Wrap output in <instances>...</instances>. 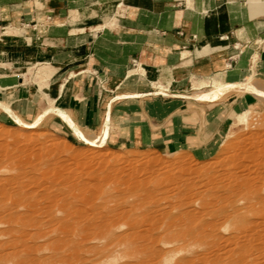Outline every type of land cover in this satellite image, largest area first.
Wrapping results in <instances>:
<instances>
[{
    "label": "crops",
    "instance_id": "1",
    "mask_svg": "<svg viewBox=\"0 0 264 264\" xmlns=\"http://www.w3.org/2000/svg\"><path fill=\"white\" fill-rule=\"evenodd\" d=\"M252 77L264 84V0H0L2 117L49 110L56 131H74L66 116L113 146L199 150L230 124L224 107L154 84L213 94Z\"/></svg>",
    "mask_w": 264,
    "mask_h": 264
},
{
    "label": "rangeland",
    "instance_id": "2",
    "mask_svg": "<svg viewBox=\"0 0 264 264\" xmlns=\"http://www.w3.org/2000/svg\"><path fill=\"white\" fill-rule=\"evenodd\" d=\"M31 68L28 70L29 74L27 73V77H35V79L41 80L40 76L34 74L37 68ZM42 70L46 73L47 69L46 67H42ZM154 88L155 92L164 93L158 95H164L167 98L180 96L190 102L189 104L192 106L197 104L200 106L214 107L216 104H221L224 107L222 114L223 116L230 117V124L224 127L221 134L209 141L208 147L199 150L198 147L183 148L170 152L157 148L138 149L110 145L107 143L108 129L103 133H88L83 130H78L66 116L63 117L64 120L73 127L74 131L72 133H68L66 130L56 131L50 126L49 121L52 113L49 110L46 114L43 113L32 120L22 119L10 111L9 114L11 117L6 118L0 116V188L4 185V181L10 177L13 180H21L24 176L28 175L32 176L34 174L38 176L36 183L34 182V185L32 183L29 187L21 189L17 184L9 182L10 184H8L10 186L5 183L7 187V189L5 187V190H7L8 194L1 193L0 189V264H212V262L214 264L216 258L223 259V261L220 259L221 263H226V258V261H228L232 256V261L235 257L236 260H239L236 255L241 256L240 252L246 255H242L245 259H242L243 263L241 261V264H253L255 261L263 262L262 260L264 258L262 257L264 255L261 252L257 251L256 253L254 251L253 255L250 254V246L254 241L250 244L248 241L241 240L240 243L242 245L240 244V246H242L243 251L240 249L238 253L236 252L238 247L236 248L234 243L232 245L226 241L228 236H225L236 234L238 228L241 231L244 228L245 230L250 228L248 229L250 233H253L254 230L256 234L259 232L258 236L261 235L263 237L264 234L262 235V233L264 232L262 231L264 229L262 227L264 225L261 224L262 222L264 224V200L262 201L263 206L260 203L252 211L250 209L242 213L246 217L244 222L248 224L245 227L244 222H240V224L239 221H230L227 224L224 222L225 225L221 226L223 229L219 231L221 232L219 233L221 238L219 236L218 238H214L217 241L216 243H214L215 241L212 237H201V239L196 236H188L182 239L175 238L171 237L172 235L169 236L167 233L170 231L175 232L177 228L171 226L172 223L176 222L175 219L177 220V218H184V214L189 209L195 217L191 227L198 226V223L203 222V220L198 216L197 204L195 207L193 205L191 207L189 204H183L181 202L182 197L178 194L179 191L177 192L176 188L172 190L174 187L171 188V182H167L165 179L166 175L175 176L184 174L189 177L187 182L194 181V186H191L194 189H190L189 191L191 192L187 189L185 192L187 191L186 193H189V195L198 192L199 196L205 189L203 183L205 179L204 181L201 179L208 176V174L220 171L226 166L232 167L233 164L237 163L234 158L238 160L244 159L248 165L254 164L253 167L250 165V172L253 171L252 173L255 174L264 173V84H262L258 77H252L242 84H231L227 87L217 89V92L213 94H201L208 91L210 93L213 92L214 90L211 88L206 91H198V93L194 94H169L164 91V87L160 89L154 85ZM237 96L240 99L232 105V102ZM246 110H251L248 124H238L237 116ZM41 145L46 149H50L51 154L46 155L41 153L39 155L40 153L36 148ZM245 147L249 151L244 152L246 151H243ZM32 148L38 152L35 153V150ZM251 149H256L257 152ZM33 151L34 154L31 153ZM238 152L243 154V159L238 158L240 155ZM248 152H250V157L252 154H256V156L251 159L248 157ZM27 154H31L32 162H35L34 164L39 165V167L36 172L23 175L19 169L23 167L21 166L23 159L25 160L29 157ZM38 155L39 157L41 156L40 161ZM247 157L251 161L256 160L257 158L255 159V157H258V159L252 164ZM230 160L234 161L231 163ZM256 165L260 168H256ZM192 171L194 172L192 173ZM41 173H44L43 175L47 174L43 176ZM255 174L252 175L255 176ZM105 175H109L110 177L105 179ZM190 175H192V178ZM163 176L165 177L163 178ZM133 182H143L142 192H139V194L135 192L129 193L127 185ZM25 183L30 184L27 180ZM99 184H104L101 190H99ZM258 184L261 185V183ZM116 188L118 190L121 188L119 190L121 192ZM202 189L203 191H201ZM27 190L31 195L26 197L21 196L20 191L27 192ZM145 190L156 191V193H153L154 195L152 197L147 198L143 202L145 203L144 205L140 204L139 201L135 202L136 200H140L139 195ZM101 191L115 193L113 195H116L117 198L114 202L105 203V199H102L104 195H101ZM57 194L58 196H56ZM262 194L264 196V191ZM73 195L74 198H72ZM91 195L92 197H90ZM86 196L92 199L91 204L84 203L83 199ZM55 197H58L57 199L65 197L68 200L65 203L67 207L62 205L63 207L65 206L63 208L62 206L56 205L55 202L54 204L51 203ZM131 204H134L138 210L132 207ZM179 204L182 205L179 206ZM106 205L107 207L109 206L107 209L105 207ZM70 206H72L71 209ZM130 207L132 211H129ZM256 208L259 213L257 210H254ZM260 208L262 209L261 216ZM110 209L112 210L111 213L109 212ZM194 209L196 211L192 212ZM124 211H128L129 214H123L124 216L121 220V213ZM165 211L170 212L169 215H166L168 213L163 215ZM67 213L68 215H66ZM157 213L158 215H156ZM79 214H81L80 217ZM150 214L154 216H150ZM115 215H118L116 217L117 219ZM159 216L163 220L158 219ZM258 216L263 219H258ZM151 218H157V222ZM129 219L134 223L138 220L136 222L138 225L131 229L129 225L132 223H130ZM204 219L208 222L214 221L210 217H205ZM103 220L112 224L114 220V226L110 227L114 233L111 230L113 234H108L111 236L109 237L107 235L110 238L108 239L107 237V240L102 237L105 229L100 223L103 224ZM150 220L154 221L155 224L152 221L150 223L147 222ZM128 223L129 225L127 227ZM253 223H256V225ZM123 224L126 227H123L125 226ZM153 224L154 226L152 227ZM156 224L159 226L157 225L155 227ZM163 226L164 228H162ZM168 226L173 227V230H170ZM255 227H257V230H255ZM225 228L228 230L226 231ZM251 228L253 229L252 231ZM123 237L124 239H122ZM223 237L226 243L228 242L227 244L231 245V251L233 252L234 250L237 254L233 253L232 255V253H228L231 254L228 255L226 251H223L227 250L228 247L230 248L225 241H222ZM101 238H103L102 241L100 240ZM125 244H127V247L124 246ZM211 244H215V246ZM258 244L261 243L256 242L255 245ZM211 248L216 249V251L211 250L213 251L211 252ZM246 252H249L248 255L250 257ZM257 255L263 256L258 258ZM198 256L199 258L201 257V260L198 259ZM254 256H257V260ZM247 258L248 261H246Z\"/></svg>",
    "mask_w": 264,
    "mask_h": 264
},
{
    "label": "bare ground",
    "instance_id": "3",
    "mask_svg": "<svg viewBox=\"0 0 264 264\" xmlns=\"http://www.w3.org/2000/svg\"><path fill=\"white\" fill-rule=\"evenodd\" d=\"M97 2V1H96ZM252 51V50H251ZM250 51V52H251ZM254 53V52H253ZM255 58H257V56H255ZM241 60V59H240ZM251 65V64H250ZM36 67V66H35ZM239 67H240V65H239ZM32 69V68H31ZM14 70V69H13ZM29 70H30V68H29ZM47 71V70H46ZM29 72V71H28ZM141 72H143V71H141ZM27 73V72H26ZM26 73H25V75H26ZM29 74V73H28ZM31 74V73H30ZM36 76H40V78H44L47 74L42 70V68H39L35 73H34ZM253 75V74H252ZM27 79V78H26ZM36 81V80H35ZM46 81V80H45ZM25 85V84H24ZM155 86H157V88H162L163 89V86L162 85H160V84H154ZM203 87H207L208 85L207 84H203L202 85ZM193 87V86H192ZM213 87H215L216 89H221V88H223V87H225V85H223V84H221V83H214V85H213ZM163 91V90H162ZM161 91V92H162ZM158 93V92H157ZM169 93V92H168ZM44 95V94H43ZM45 96V95H44ZM48 97V96H47ZM45 98H46V96H45ZM250 114H251V110H246L245 112H242V113H240L238 116H237V122H238V124H242V125H247L248 124V121H249V117H250ZM248 148H251V147H248ZM259 148V147H258ZM25 149V148H24ZM32 149H34V148H32ZM36 149H38V151H39V155H41V153H43V154H46V155H49V153L51 154V150L50 149H46L43 145H41V146H39L38 148H36ZM35 150V149H34ZM240 150V149H239ZM244 150H246V151H244ZM251 150H253V149H251ZM250 150V151H251ZM255 151H256V149H254ZM253 150V151H254ZM31 151V150H30ZM38 151H36L35 150V153L36 152H38ZM243 151L244 152H247V151H249V149L247 150L246 149V147H245V149L243 148ZM254 151V152H255ZM27 152V151H26ZM257 152V151H256ZM31 153H33L34 154V151L33 152H31ZM250 152H248V154H249ZM260 153V152H259ZM38 154V153H37ZM36 154V155H37ZM238 154H240L239 156H238V158L240 157V158H242L243 157V154H241V152L239 153L238 152ZM246 154V153H245ZM26 155V154H25ZM28 155V154H27ZM39 155H38V158H39V161H40V158H41V156L39 157ZM108 155V154H107ZM247 155V154H246ZM246 155H244V156H246ZM29 157H25L26 159L24 160L23 159V161H22V165L21 166H23V167H21L20 169H19V171H22V173H23V175H25V174H30V172H36L37 170H38V167H39V165L37 166V165H35L33 162H32V160H31V154L30 155H28ZM31 156V157H30ZM35 156V155H34ZM33 156V157H34ZM235 156V155H234ZM248 156V155H247ZM254 156H256V154H252V156L250 157V154H249V156L248 157H250L251 159L254 157ZM36 157V156H35ZM44 157V156H43ZM247 157V158H248ZM258 157H260V156H258ZM258 157H255V159L257 158L258 159ZM37 158V157H36ZM49 158V157H48ZM239 158V159H240ZM247 158H245V159H247ZM250 158H248L250 161H251V159ZM263 158V157H262ZM262 158H261V160H262ZM21 159V158H20ZM31 160V162H30V160ZM243 159V158H242ZM247 159V160H248ZM256 159V160H257ZM232 160V159H231ZM230 160V161H231ZM234 160L237 162V163H235V164H233L232 165V167L231 166H226V167H222L223 169H221L220 171H217V172H215V173H212V174H208V176H206V177H204L203 179H201V180H203L204 181V179H205V181L203 182L204 183V185H205V189H204V191H203V189L201 190V191H203L202 193H201V195H199L198 196V192L197 193H195L194 192V194H191V195H189V193H186L185 192V190H187L188 189V191L190 190V189H192L191 188V186H194V184H193V182H191V181H188L187 182V180H189V177H187V176H185L182 172V174L183 175H175V176H167L166 175V181L168 182H171V185H172V187L171 188H173L174 187V189H172V190H175V188L177 189V192H178V194H179V196L181 195V199H182V203L183 204H189V205H191V207H192V205L195 207V205L197 204V206H198V216L200 217V218H202V220H203V222H200V223H198V226H194V227H191V225L193 224V222H194V219H195V217L191 214V212H190V209H189V211L188 212H186L183 216H184V218L183 217H180L179 219L177 218V220L175 219V221L176 222H174V220H173V222L174 223H172V225L171 226H173V227H175V228H177V229H175V232L174 231H170L169 233H167L169 236H171V237H175V238H185V237H191V236H196L197 238H200L201 239V237H212L213 238V240H214V238H218V236L220 237V234L219 233H221V232H219L220 231V229H223L221 226L222 225H225V223L224 222H226V224L227 223H229L230 221H236V222H238L239 221V224H240V222H244V220H246V217L242 214L244 211H248V210H250L251 209V211H252V209L254 208V207H256V205H259L260 203H262V206H263V200H264V196H263V191H264V173L262 172V173H258V174H255V173H252L253 171H251L250 172V167L252 166L253 167V163L256 161V160H252L250 163H252L253 165H251L250 163V165H248L245 161H244V159L243 160H238L237 158L235 159L234 158ZM233 160V161H234ZM246 160V161H247ZM1 161V160H0ZM34 161V160H33ZM47 161V160H46ZM233 161H231V163L233 162ZM245 163H244V162ZM20 162V161H19ZM38 162V161H37ZM248 162V161H247ZM259 162H260V160H259ZM39 163V162H38ZM37 163V164H38ZM42 163V162H41ZM2 164V163H1ZM257 164H258V162H257ZM259 165V164H258ZM260 165H262L261 163H260ZM259 166H257L256 165V168H258ZM260 168V167H259ZM263 168V167H262ZM43 169V168H42ZM261 170V169H260ZM23 171H25V172H23ZM138 171V170H137ZM264 171V170H263ZM43 172V171H42ZM46 172V171H45ZM44 172V173H45ZM187 172V171H186ZM194 171H192V173H193ZM261 172V171H260ZM43 173V174H44ZM255 174V176L254 175H252V174ZM257 173V172H256ZM42 174V173H41ZM42 174V175H43ZM47 174V173H46ZM45 174V175H46ZM45 175H43V176H45ZM127 175V174H126ZM128 175H130V174H128ZM132 175V174H131ZM194 175V174H193ZM20 176V175H19ZM191 176V178H192V175H190ZM194 176H196V175H194ZM37 177L38 176H35L34 174L32 175V176H24L21 180L20 179H17V180H13L11 177V179L9 178V179H5L6 181H4L7 185H9L11 182H12V184H17L18 186H19V188H26V187H29L30 185H32V183H33V185H34V182L36 183V181H37ZM42 177V176H41ZM47 177V176H46ZM110 176L109 175H105L104 176V178L105 179H107V178H109ZM129 177V176H128ZM165 176H163V178H164ZM187 177V178H186ZM163 178H161V179H163ZM200 178H202V177H200ZM28 181L30 184H26L25 183V181ZM43 180V179H42ZM192 180V179H191ZM195 180H197V179H195ZM53 181V180H52ZM165 181V182H166ZM10 182V183H9ZM186 182H187V184H186ZM190 182V183H189ZM196 182V181H195ZM3 183V182H2ZM1 183V184H2ZM5 183H4V185H5ZM9 183V184H8ZM162 183H163V181H162ZM258 183H261V185L260 184H258ZM52 184V183H51ZM142 184H143V182L141 183V182H133V183H130L129 185H127L128 186V188L127 189H129L128 191H129V193H132V192H135V193H137V194H139V192H142V189H143V186H142ZM192 184V185H191ZM4 185H2L1 186V193H3V194H8V192H7V190H5V187H6V185L4 186ZM94 185H96V184H94ZM100 185V184H99ZM103 185L104 184H102V185H100L99 186V190H101L102 189V187H103ZM195 185H197V184H195ZM201 185V184H200ZM10 186V185H9ZM12 186V185H11ZM50 186V185H49ZM92 186V185H91ZM13 187V186H12ZM17 187V186H16ZM34 187V186H33ZM48 187V186H47ZM182 189H181V188ZM44 188V187H43ZM93 188H94V186H93ZM96 188V187H95ZM119 188V187H118ZM6 189H7V187H6ZM30 189V188H29ZM28 189V190H29ZM115 189V188H114ZM117 189V188H116ZM121 189V188H120ZM119 189V190H120ZM124 189V188H123ZM194 189V188H193ZM192 189V190H193ZM28 190H27V192H25V191H20V194H21V196H28V195H31V194H29L28 193ZM31 190V189H30ZM96 191H97V189H95ZM118 190V189H117ZM118 190V191H119ZM36 191V190H35ZM47 191H48V189H47ZM62 191V190H61ZM60 191V192H61ZM66 191H68V190H66ZM73 191V190H72ZM118 191H117V193H118ZM126 191V190H125ZM155 191V190H154ZM33 192V191H32ZM50 192V191H49ZM55 192V191H54ZM119 192H121V191H119ZM170 192H171V190H170ZM176 192V193H177ZM183 192H185V193H183ZM189 192H191V191H189ZM64 193V192H63ZM62 193V194H63ZM67 193V192H66ZM100 193H102L101 195L103 196L102 197V199H105V203H109V202H114L115 201V199L117 198V196L116 195H113V194H115V193H111V192H108V193H105V192H103V191H101ZM153 193H156V191L155 192H152V190H145V191H143V193L141 194V195H139L140 196V200H136L135 202H138L139 201V203L140 204H145V203H143V202H145L146 200H147V198H150V197H152L154 194ZM53 194H55V193H53ZM65 194V193H64ZM92 194V193H91ZM120 194V193H119ZM89 195V194H88ZM175 195V194H174ZM56 196H58V194L56 195ZM178 196V195H177ZM87 197V198H86ZM86 197H84V203L85 204H87V203H90L91 204V201H92V199L90 198V197H92V195L90 196V197H88V196H86ZM58 197H55L54 199H52V201H51V203H53L54 204V202H55V204L56 205H58V206H62V205H65L66 207H67V205L65 204V203H67L68 202V200L65 198H60V199H57ZM72 198H74V195L72 196ZM76 198V197H75ZM49 200H51V199H49ZM141 201V202H140ZM87 202V203H86ZM103 202V203H104ZM138 203V204H139ZM134 204H137V203H134ZM134 204L132 205V207H135L134 206ZM76 205V204H75ZM103 205V204H102ZM110 205V204H109ZM180 205H182V204H179V206ZM65 206L63 207V208H65ZM111 206V205H110ZM117 206V205H116ZM115 206V207H116ZM119 206V205H118ZM137 206V205H136ZM178 206V207H179ZM106 207V209L109 207H107V205L105 206ZM176 207V206H175ZM177 207V208H178ZM61 208V207H60ZM72 208V206H70V209ZM136 209H137V207H135ZM259 208V207H258ZM105 209V210H106ZM114 209V208H113ZM132 209H134V208H132ZM176 209V208H175ZM63 210V209H62ZM67 210V209H66ZM75 210V209H74ZM127 210H129V209H127ZM138 210V209H137ZM254 210H257V208L256 209H254ZM253 210V211H254ZM260 216H261V213H262V209L260 208ZM69 211V210H68ZM77 211V210H76ZM111 209H110V213H111ZM116 211V210H115ZM129 211H132L131 210V207H130V210ZM164 211V210H163ZM169 211V210H168ZM194 211H196V209H194L192 212H194ZM63 212V211H62ZM70 212V211H69ZM107 212V211H106ZM184 212H185V210H184ZM257 212L259 213V211L257 210ZM75 213V212H74ZM82 213V212H81ZM93 213V212H92ZM91 213V214H92ZM98 213V212H97ZM113 213H114V211H113ZM116 214H117V211L115 212ZM119 213V212H118ZM129 214V212L128 211H124L123 213H121V220L123 219V214ZM162 213V212H161ZM166 213H168V212H163V215H165ZM170 213V212H169ZM169 213L168 214H166V215H169ZM197 213V212H196ZM73 214V213H72ZM76 214H78V213H76ZM100 214V213H99ZM108 214V213H107ZM253 214V213H252ZM254 214H256V213H254ZM264 214V213H263ZM66 215H68V213L66 214ZM80 215L81 214H79V217H80ZM86 215V214H85ZM84 215V216H85ZM94 215V214H93ZM92 215V216H93ZM111 215V214H110ZM153 215V214H152ZM151 214H150V216H152ZM156 215H158V213L156 214ZM180 215V214H179ZM251 215V214H250ZM256 215H258V214H256ZM83 216V217H84ZM111 216H113V215H111ZM110 216V217H111ZM119 216V217H120ZM136 215H134V217H135ZM146 216V215H145ZM150 216H148L149 218H150ZM154 216V215H153ZM181 216H182V214H181ZM248 216V215H247ZM255 216V215H254ZM69 217V216H68ZM89 217V216H88ZM87 217V218H88ZM116 217H118V215L116 216L115 215V218ZM147 217V219L149 220V218ZM158 217V216H157ZM162 217V216H161ZM167 217V216H166ZM198 217V218H199ZM205 217H210V218H212L214 221H205ZM252 217V216H251ZM85 218V217H84ZM90 218V217H89ZM135 218H137V217H135ZM182 218V219H181ZM255 218H256V216H255ZM260 217L258 216V219H259ZM102 219V218H101ZM110 219V218H109ZM113 219H114V217H113ZM117 219V218H116ZM120 219V218H119ZM118 219V220H119ZM124 219H125V217H124ZM142 219V218H141ZM151 219H154V218H151ZM158 219H160V216H159V218ZM162 219V218H161ZM160 219V220H161ZM261 219V218H260ZM263 219V218H262ZM261 219V220H262ZM95 220V219H94ZM98 220V219H97ZM120 220V221H121ZM155 221L157 220V218L156 219H154ZM163 220V219H162ZM167 220V219H166ZM201 220V221H202ZM254 220V219H253ZM253 220H251V221H253ZM110 221V220H109ZM129 221H130V219H129ZM152 220H150V221H147V222H151ZM169 221H171V220H169ZM250 221V220H249ZM263 221H264V219H263ZM93 222V221H92ZM126 222H127V220H126ZM126 222L124 221V223L126 224ZM136 222H138V220L136 221ZM134 223V222H131L130 221V223H132L131 225H129V223L127 224V227H128V225H129V227H131V229H133V228H135L138 224L137 223ZM140 222V221H139ZM154 221H152V223H153ZM157 222V221H156ZM164 222H165V220H164ZM258 222V221H257ZM141 223V222H140ZM167 223V222H166ZM246 223V224H245ZM249 223H251V222H249ZM260 223V222H259ZM101 224V226L102 227H104V235L102 234V237H104V238H106L105 240H107V237L109 236L108 234H111L112 233V228H110V227H113L114 226V220H113V224L112 223H110V222H108V221H104L103 220V224L102 223H100ZM125 224H123V225H125ZM154 224H155V222H154ZM154 224L152 225V227L154 226ZM161 224H162V222H161ZM244 224V227L246 226V225H248L247 224V222H244L243 223ZM242 224V225H243ZM254 224V223H253ZM158 224H156L155 225V227L157 226ZM168 225H170V224H168ZM254 225H256V223L254 224ZM261 225H264L263 224V222H262V224ZM98 226V225H97ZM159 226V225H158ZM171 226H168L169 228H170V230L173 228V227H171ZM123 227H126V225L125 226H123ZM133 227V228H132ZM151 227V226H150ZM149 227V228H150ZM155 227H154V229H155ZM228 227V226H227ZM259 227V226H258ZM260 227H262V226H260ZM139 228V227H138ZM162 228H164V226L162 227ZM247 228V227H246ZM254 228V227H253ZM263 229H264V227H262ZM261 228V229H262ZM153 229V230H154ZM167 229V228H166ZM242 229H243V227H242ZM248 229H250V228H247L246 230H245V228H244V230L243 231H241V229H239L238 228V230H236V234H232L231 236L230 235H226L225 237H227V239H226V241H228L229 243H234L235 245H236V248H237V251L236 252H238L239 253V251H240V249L243 251V249L241 248L242 246H240V242H241V240H244L245 242L246 241H248V242H250V244H251V242L252 241H254V242H252L253 244H251V246H250V250H251V252H250V250H248L249 252H250V254H252L253 255V252L255 251L256 253H257V251L258 252H261V254H263L264 255V246L262 247V245H263V243H264V236L263 237H261V235L260 236H258V233L256 234V231H254L252 228H251V231L253 230V233H250L249 232V230ZM112 230V231H111ZM148 230V229H147ZM173 230V229H172ZM225 230L227 231L228 229H226L225 228ZM255 230H257V227H255ZM261 231V230H260ZM255 232V233H254ZM262 232H264V231H262ZM113 233H114V231H113ZM112 233V234H113ZM133 233V232H132ZM234 233V232H233ZM123 234V233H122ZM122 234H120V235H122ZM128 234V233H127ZM130 234V233H129ZM264 233H262V235H263ZM108 235V236H107ZM223 235V234H222ZM100 236H101V234H100ZM111 236V235H110ZM109 236V237H110ZM224 236V235H223ZM108 237V239H110ZM119 237V236H118ZM126 237V236H125ZM170 237V238H171ZM196 237H193V238H196ZM121 238V237H120ZM221 238V237H220ZM219 238V239H220ZM224 238V237H223ZM222 238V241L224 242L225 241V238L223 239ZM102 239L103 238H101L100 240L102 241ZM122 239H124V237L122 238ZM128 239V238H127ZM125 240H126V238H125ZM125 240H124V242H125ZM199 240V239H198ZM212 240V241H213ZM121 241H123V240H121ZM215 241V240H214ZM213 241V242H214ZM221 241V242H222ZM226 241H225V243H226ZM258 243H261V244H258V245H255L256 244V242ZM262 241H263V243H262ZM217 241H215L214 243H216ZM220 242V243H221ZM227 242V243H228ZM219 243V244H220ZM226 243V244H227ZM242 243H243V241H242ZM224 244V243H223ZM127 244H125L124 246L125 247H127L126 246ZM212 246H215V244L213 245V244H211ZM210 245V246H211ZM221 245H222V243H221ZM220 245V246H221ZM228 245V244H227ZM227 245H225V246H227ZM233 245V244H232ZM242 245V244H241ZM217 246H218V243H217ZM228 246H230V248L228 247ZM227 247H228V249L227 250H223V251H226L227 252V254L228 253H232V255H233V253H235V254H237L233 249V252L231 251V245H228ZM246 246H247V243H246ZM261 246V247H260ZM131 247V246H130ZM235 247V246H234ZM249 247V246H248ZM247 247V248H248ZM215 248V247H214ZM214 248H211L210 249V251L211 250H215L216 251V249H214ZM222 248V247H221ZM220 248V249H221ZM236 248H234V249H236ZM226 249V248H225ZM245 249V248H244ZM229 250V251H228ZM211 252H213V251H211ZM210 252V253H211ZM249 252H246V254L248 255V253ZM263 252V253H262ZM243 252H240V254H241V256H238V255H236L238 258H239V260H236V257H235V259L233 258V261L231 260L232 259V257L230 258V260H228V261H226L227 260V258H226V260H225V262L226 263H221V261H223V259H221V261H220V259L218 258H216L215 259V263L214 264H241V261H242V259L244 258L242 255H244V254H242ZM224 254V253H223ZM234 254V255H235ZM239 254V255H240ZM258 254H260V253H258ZM228 255H231V254H228ZM227 255V257H229ZM251 255V256H252ZM255 255V254H254ZM263 255H260L261 257L263 256ZM200 256V255H199ZM199 256H198V259L199 260H201V257L199 258ZM244 256H246V255H244ZM249 256V255H248ZM258 256V255H257ZM257 256H254V257H256L255 259L257 260ZM260 256H258V258H260ZM217 257V256H216ZM220 257V256H219ZM250 257V256H249ZM253 257V256H252ZM237 258V259H238ZM262 258H264V257H262ZM245 259V258H244ZM243 259V260H244ZM253 259V258H252ZM198 260V261H199ZM246 261H248V258L246 259ZM252 261V260H251ZM263 262H259V261H255L254 263H256V264H264V260H262ZM193 262V261H192ZM199 262H201V261H199ZM245 262V261H244ZM250 262V261H249ZM258 262V263H257ZM194 263V262H193ZM242 263H243V261H242ZM246 263H248V262H246ZM253 263V264H254ZM180 264V263H179ZM183 264V263H182ZM210 264V263H209ZM212 264H213V262H212Z\"/></svg>",
    "mask_w": 264,
    "mask_h": 264
}]
</instances>
